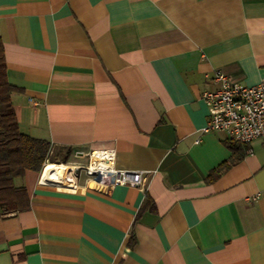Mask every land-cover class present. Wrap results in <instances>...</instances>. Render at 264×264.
Returning <instances> with one entry per match:
<instances>
[{
    "label": "crops",
    "instance_id": "crops-1",
    "mask_svg": "<svg viewBox=\"0 0 264 264\" xmlns=\"http://www.w3.org/2000/svg\"><path fill=\"white\" fill-rule=\"evenodd\" d=\"M0 37L21 132L144 177L15 178L0 264H264V139L203 131L201 98L216 70L264 78V0H0Z\"/></svg>",
    "mask_w": 264,
    "mask_h": 264
},
{
    "label": "built area",
    "instance_id": "built-area-1",
    "mask_svg": "<svg viewBox=\"0 0 264 264\" xmlns=\"http://www.w3.org/2000/svg\"><path fill=\"white\" fill-rule=\"evenodd\" d=\"M211 79L215 88L201 93L209 107V116L202 130L221 131L227 138L245 144L253 139H264V78L248 85L233 81L216 70ZM78 171L84 172L96 185L107 188L116 184L141 187L144 183L141 172L114 167V150L111 148L91 150L85 165L71 166L70 174L76 175Z\"/></svg>",
    "mask_w": 264,
    "mask_h": 264
},
{
    "label": "trees",
    "instance_id": "trees-1",
    "mask_svg": "<svg viewBox=\"0 0 264 264\" xmlns=\"http://www.w3.org/2000/svg\"><path fill=\"white\" fill-rule=\"evenodd\" d=\"M15 90L7 81L0 37V217L28 208L27 188L16 185L14 180L27 171L39 173L50 154L49 141L20 131L11 98ZM66 158L67 155L63 156L64 163Z\"/></svg>",
    "mask_w": 264,
    "mask_h": 264
},
{
    "label": "bare ground",
    "instance_id": "bare-ground-1",
    "mask_svg": "<svg viewBox=\"0 0 264 264\" xmlns=\"http://www.w3.org/2000/svg\"><path fill=\"white\" fill-rule=\"evenodd\" d=\"M40 181L42 183H54L62 186L74 187L76 184L74 178L67 171L63 163L47 162L40 172Z\"/></svg>",
    "mask_w": 264,
    "mask_h": 264
},
{
    "label": "rangeland",
    "instance_id": "rangeland-1",
    "mask_svg": "<svg viewBox=\"0 0 264 264\" xmlns=\"http://www.w3.org/2000/svg\"><path fill=\"white\" fill-rule=\"evenodd\" d=\"M47 162L63 163V164L66 165V167H67V171L70 172V170H71V166H72V165H85V164L88 162V157H87V162L84 163V164H83V163H77V164L74 163V164L67 165L66 163L63 162V157H62V155H59V154H56V155H55V154H50L48 160H47L45 163H47ZM45 163H44V164H45ZM43 166H44V165H43ZM43 166H42V168H43ZM42 168H41V170H42ZM41 170H40V172H41ZM40 172L38 173V177H40ZM79 174H84L85 177H86V179L88 180L86 174H85L84 172H82V171H78L76 175L73 174V173H71L72 177H73V178L76 177L77 179H78ZM19 182H20V180H16V185H17Z\"/></svg>",
    "mask_w": 264,
    "mask_h": 264
}]
</instances>
